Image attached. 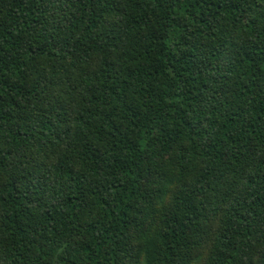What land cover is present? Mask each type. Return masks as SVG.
I'll list each match as a JSON object with an SVG mask.
<instances>
[{"label":"trees","instance_id":"1","mask_svg":"<svg viewBox=\"0 0 264 264\" xmlns=\"http://www.w3.org/2000/svg\"><path fill=\"white\" fill-rule=\"evenodd\" d=\"M0 264H264V0H0Z\"/></svg>","mask_w":264,"mask_h":264}]
</instances>
